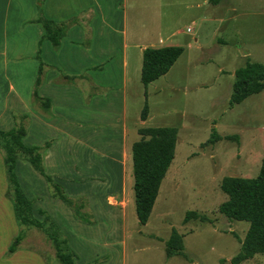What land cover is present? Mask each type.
Instances as JSON below:
<instances>
[{
	"label": "crops",
	"instance_id": "1",
	"mask_svg": "<svg viewBox=\"0 0 264 264\" xmlns=\"http://www.w3.org/2000/svg\"><path fill=\"white\" fill-rule=\"evenodd\" d=\"M103 1L45 0L44 11L50 18L59 21L77 18L61 45L55 47L48 39H42L45 31L36 21L38 0H0V129L14 127L13 113L28 114L23 142L36 145L51 140V146L44 151L46 172L66 193L69 187L73 192L85 189L80 197L89 202L94 217L92 224L79 221L29 161L21 156L17 158L16 175L22 190L33 202L34 217L40 221L50 217L55 222L77 254L76 264H123L129 244L133 253L147 244L165 248L163 264H178L179 258L187 260L186 253L183 250L167 255L166 242L176 226H166L168 215L159 201L161 187L174 161L163 179L148 222L141 224L136 212L132 147L141 138L138 132L144 127L141 112L150 88L154 87L155 91L169 83L182 93V73L177 68L189 66L192 59H184L187 47L183 46L184 52L167 74L147 88L143 83L140 87L136 73L141 74L144 49L153 45L182 46L181 42L175 41L177 33L168 31L161 33L153 44H146L143 38L129 35L132 31L127 24V0H115L114 13L104 11ZM260 1L259 9H264V0ZM209 3L206 0L205 5ZM220 34L225 45L238 48L231 58H245V64L248 61L264 64V60H259L262 58H252L263 56L262 53L254 55L233 42L236 34L231 29ZM215 40L219 42L218 37ZM39 47L48 65L39 91L41 96L51 99L50 109H44L33 97L40 65L36 58ZM210 57L202 54L200 60ZM233 64L235 61L229 66ZM235 70L231 71V77L235 78ZM83 163L90 173L84 174ZM77 170L82 173L80 176ZM72 180L83 187L69 183ZM100 187L107 188L105 193ZM8 189L0 152V264H49L45 254L24 246L23 242L14 254L5 256L21 230ZM186 235L183 234L184 242Z\"/></svg>",
	"mask_w": 264,
	"mask_h": 264
},
{
	"label": "rangeland",
	"instance_id": "2",
	"mask_svg": "<svg viewBox=\"0 0 264 264\" xmlns=\"http://www.w3.org/2000/svg\"><path fill=\"white\" fill-rule=\"evenodd\" d=\"M127 2V24L132 31L129 35L132 33L131 36L143 38L146 44H153L161 33L175 32V41L187 47L184 59H192L189 66L177 68L182 73V93L169 83L155 91L151 87L148 114L144 119L141 117L144 127L177 128L176 159L163 182L159 201L168 215L166 226L171 224L187 234L184 242L187 260L179 258L178 264L181 261L183 264H232L231 259L240 252L250 224L220 213V205L228 199L220 185L225 176L253 178L260 172L264 157V90L240 104H230L235 81L230 73L244 66L246 61L231 58L238 48L225 45L220 33L231 29L233 35L236 34L233 42L254 55L263 54L252 57L253 60H264L261 1L220 0L208 5H205L206 0ZM103 6L105 12L114 13L115 0H104ZM119 9L123 12L122 6ZM189 26H194L192 33L187 32ZM202 54L211 57L200 60ZM231 61L235 64L229 66ZM136 79L143 87L140 73H136ZM83 164L84 174L90 173ZM66 165L69 167L68 162ZM78 170L80 176L82 173ZM69 183L81 186L73 180ZM99 189L102 193L107 190ZM84 192V188L77 192L70 187L67 190L75 201L87 203L90 209L85 197H80ZM188 211L192 213L186 220ZM43 223L41 228L22 227L23 245L45 254L49 264H61L47 233V230L55 231L56 227L52 229L51 220L47 218ZM161 257H165V248L147 244L133 253L129 244L123 264H163ZM241 264H264V254Z\"/></svg>",
	"mask_w": 264,
	"mask_h": 264
},
{
	"label": "trees",
	"instance_id": "3",
	"mask_svg": "<svg viewBox=\"0 0 264 264\" xmlns=\"http://www.w3.org/2000/svg\"><path fill=\"white\" fill-rule=\"evenodd\" d=\"M45 0H38L39 17L36 20L43 25L44 35L42 39H48L55 47L61 45L63 36L68 28L76 23L77 18L55 20L47 16L44 11ZM220 0H209L217 4ZM184 52V47L169 45L161 47H146L143 51V63L141 81L145 88L153 81L167 74L175 62ZM36 58L40 65L38 75L33 88V97L41 102L44 109H50V98L40 95V87L43 83L44 71L48 66L42 59L41 48L37 51ZM235 81L230 104H240L249 96L258 94L264 90V64L248 61L244 66L234 72ZM147 99V92H145ZM148 101H145L141 117L148 114ZM15 125L10 130L0 129V152L3 156L5 171L8 179V194L13 202L16 219L21 226L20 233L9 246L5 256L9 257L19 250L23 242L24 226L34 225L43 227L44 220L36 219L32 211V200L22 190L16 175V161L18 157L27 159L33 168L38 171L54 189L56 197L63 200L72 210L74 216L89 224L94 223V217L87 203H78L69 196L54 181L53 177L45 170L44 151L48 149L52 141L43 144L27 145L23 138L27 134L29 115L26 113H13ZM141 138L134 142L133 174L136 212L139 222L146 224L151 216L155 201L163 179L173 163L177 149V128L171 126H148L138 129ZM221 189L228 195L220 207V213L233 220L249 222V228L245 235L240 252L231 259L232 264L253 258L256 254H264V157L260 172L256 177L225 176L221 181ZM192 212L188 211L185 219L188 220ZM50 227H56L55 231H48L53 241L55 255L61 264H76L77 254L69 246L68 241L50 218ZM45 218V219H46ZM184 250L183 234L176 228L171 232L166 242L168 256L182 253Z\"/></svg>",
	"mask_w": 264,
	"mask_h": 264
},
{
	"label": "built area",
	"instance_id": "4",
	"mask_svg": "<svg viewBox=\"0 0 264 264\" xmlns=\"http://www.w3.org/2000/svg\"><path fill=\"white\" fill-rule=\"evenodd\" d=\"M193 29H194L193 26H189V27L187 28V31H188V32H192Z\"/></svg>",
	"mask_w": 264,
	"mask_h": 264
}]
</instances>
